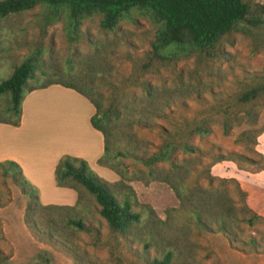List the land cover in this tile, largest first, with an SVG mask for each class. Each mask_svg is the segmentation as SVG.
<instances>
[{
    "label": "rangeland",
    "instance_id": "374dc122",
    "mask_svg": "<svg viewBox=\"0 0 264 264\" xmlns=\"http://www.w3.org/2000/svg\"><path fill=\"white\" fill-rule=\"evenodd\" d=\"M244 1L249 15L222 38L212 56L148 68L156 28L137 12L135 23L123 21L114 31L102 29L101 17L94 16L83 22L80 40L72 44L63 20L41 38L37 8L0 19V81L41 42L43 72L30 85L69 83L85 92L93 87L105 108H115L110 118L116 155L124 149L151 154L166 131L179 130L184 121H206L211 132L191 140L198 152L177 157L188 172L186 182L224 186L240 209V220L258 217L253 224L239 223V240L232 248L223 234L197 228L167 184L144 185L137 177L146 169L122 158L123 181L133 189L135 210L141 213L133 235L111 233L89 196L84 211L77 213L89 231L66 227L65 210L41 213L38 227L55 234L53 243L32 234L24 222L27 198L9 178L0 177V264H148L169 252L170 264H264V251L251 253L244 244L250 237L264 244V132L238 140L241 132L264 125V95L245 105L238 101L242 92L264 82V0ZM7 96L0 98V108ZM113 173L103 179L119 181ZM150 239L153 244L146 248Z\"/></svg>",
    "mask_w": 264,
    "mask_h": 264
},
{
    "label": "trees",
    "instance_id": "16d2710c",
    "mask_svg": "<svg viewBox=\"0 0 264 264\" xmlns=\"http://www.w3.org/2000/svg\"><path fill=\"white\" fill-rule=\"evenodd\" d=\"M36 8L40 10L38 28L41 38H44L49 26L63 20L65 37L70 44L80 40L83 22L94 16L101 17L102 29L114 31L123 21L135 23L133 14L137 12L156 28L145 68L154 64H171L193 55L212 56L222 38L232 33L240 22L245 21L250 12V7L244 0H0V19H7ZM42 48V43H37L20 64L14 66L10 76L0 81V98L9 95L6 105L0 108L3 114L0 122L18 126L23 100L33 90L52 84L73 89L86 97L96 110L90 123L104 138V152L98 161L99 165L115 172L120 180L111 184L100 178L83 159L62 156L55 167V184L57 187L74 190L77 193L76 204L43 206L40 203L38 189L26 180L20 166L13 161L0 163V177L9 178L27 198L24 222L32 234L36 237H47L49 242L57 241L54 233L51 231L43 233L38 224L42 212L62 210L67 212L64 218L66 227L89 231L90 228L77 213L84 211L83 207L91 196L111 233L124 237L132 236L133 229L141 222V213L135 210L137 201L133 189L123 181L126 177L120 168L122 158H125L146 169L141 176L138 175L137 180L142 181L144 185L150 182L167 184L197 228L223 234L234 248L239 240L236 232L239 223L247 221L253 224L258 217L252 215L247 220L245 218L240 220V209L224 186L191 185L186 182L188 172L177 163L179 154L190 155L198 152V148L191 140L194 136L203 137L211 132L207 122L184 121L179 130L166 131L163 141L151 154L124 149L116 155L112 149L110 118L114 115L115 108L113 105L105 108L102 96L93 87L85 92L69 83L47 82L30 85L31 81L38 80L37 73L43 72ZM146 90L150 94V89ZM262 95L264 82L242 92L238 101L245 105L257 101ZM139 122L141 123L140 120ZM263 132L264 125L259 129L246 130L241 132L238 140L243 138L252 140ZM230 156L234 159H244L240 155ZM223 159V156L217 157V160ZM150 212L153 213V210ZM152 244L153 241L150 239L145 247L149 248ZM244 244L249 246L251 253H258L260 249L264 251V244L255 238L250 237ZM171 259L172 254L169 252L161 259H152L148 264H170Z\"/></svg>",
    "mask_w": 264,
    "mask_h": 264
},
{
    "label": "crops",
    "instance_id": "0c3cea01",
    "mask_svg": "<svg viewBox=\"0 0 264 264\" xmlns=\"http://www.w3.org/2000/svg\"><path fill=\"white\" fill-rule=\"evenodd\" d=\"M95 112L86 97L60 84L29 92L19 125L0 122V163L13 161L20 166L26 180L38 189L43 206H74L77 193L57 187L54 180L62 156L83 159L102 179L114 176L98 163L104 138L90 123Z\"/></svg>",
    "mask_w": 264,
    "mask_h": 264
}]
</instances>
